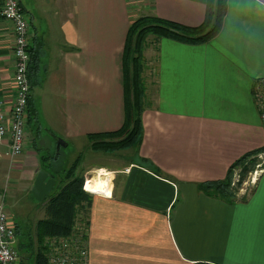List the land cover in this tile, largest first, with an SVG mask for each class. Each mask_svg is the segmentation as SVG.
<instances>
[{
  "label": "crops",
  "instance_id": "0c3cea01",
  "mask_svg": "<svg viewBox=\"0 0 264 264\" xmlns=\"http://www.w3.org/2000/svg\"><path fill=\"white\" fill-rule=\"evenodd\" d=\"M19 1L40 68L22 153L9 157L7 139L0 141V201L10 207L33 203L28 193L42 170L41 157L56 152L59 137L66 142L60 148L74 149L67 167L82 153L78 173H110L91 178L99 183L105 177L106 194L92 197L90 264H264V167L248 195L234 203L196 186L223 179L232 162L264 145L252 98L255 79L264 75V0H227L221 28L207 42L149 41L143 140L113 153L92 151L86 135L123 123V47L131 21L155 15L198 26L208 0ZM12 43V25L0 14V94L7 108L13 100ZM40 117L51 134L43 148L32 136ZM52 167L44 171L56 183L62 169ZM28 253L15 264H34Z\"/></svg>",
  "mask_w": 264,
  "mask_h": 264
},
{
  "label": "trees",
  "instance_id": "16d2710c",
  "mask_svg": "<svg viewBox=\"0 0 264 264\" xmlns=\"http://www.w3.org/2000/svg\"><path fill=\"white\" fill-rule=\"evenodd\" d=\"M227 0H208L203 22L198 26H187L181 23L165 20L155 15H143L134 18L127 30L123 47V93L124 117L122 125L113 131L89 133L86 138L89 148L96 152L113 153L119 150L137 148L144 136L143 111L146 106L145 86L143 72L145 69L144 49L150 35L156 40L169 38L188 44H200L213 38L221 28L225 15ZM30 61L28 64V80L31 88L34 86L33 77L40 68L39 52L28 48ZM34 102L29 98V114L35 112ZM30 115H28V120ZM264 151V145L249 151L232 162L223 179L206 180L196 184L197 189L207 196L234 203L239 196V187L246 176L257 165L256 155ZM60 153V152H59ZM59 156V154L57 155ZM82 153H78L72 164L61 171H57L56 183L53 192L43 203L44 216L35 222L34 228L26 233V241L19 249L30 252L34 264L46 263V239L48 237L67 235L77 225L81 228L89 226L90 206L93 194L84 188L85 176L78 173L82 162ZM142 158V157H141ZM55 153L43 155L42 170L53 171L52 160ZM141 161L149 163L155 172L162 174L161 170L151 161L142 158ZM264 167V165H263ZM50 168V169H49ZM239 170V180L235 187L232 180L235 170ZM56 172V170H54ZM54 176V174H50ZM31 197L34 196L29 191ZM18 227L16 234L18 233ZM195 264H209L196 262Z\"/></svg>",
  "mask_w": 264,
  "mask_h": 264
},
{
  "label": "built area",
  "instance_id": "2783aa9c",
  "mask_svg": "<svg viewBox=\"0 0 264 264\" xmlns=\"http://www.w3.org/2000/svg\"><path fill=\"white\" fill-rule=\"evenodd\" d=\"M0 14L12 25L13 43L11 50L14 60L12 77L13 100L9 108L5 105L4 96L0 94V141L7 139L6 155L15 158L23 151L29 115V96L31 93L27 75L30 61L28 51L29 22L24 15L19 0H0ZM252 98L259 117L264 123V75L255 79L252 87ZM259 167L260 164H257L253 172H249L246 180L243 181L242 186L239 188V194L244 193L246 187L253 182L258 170H261L258 169ZM103 173L108 176L110 174L105 170H103ZM252 173L253 176H251ZM91 178L85 179L84 188L89 193L94 194L96 192L89 189ZM103 193L106 194L104 190ZM3 201L4 199L1 198L0 264H15L20 257L17 250L16 227ZM87 236V228L75 225L67 235L48 237L46 239V263L90 264Z\"/></svg>",
  "mask_w": 264,
  "mask_h": 264
},
{
  "label": "rangeland",
  "instance_id": "374dc122",
  "mask_svg": "<svg viewBox=\"0 0 264 264\" xmlns=\"http://www.w3.org/2000/svg\"><path fill=\"white\" fill-rule=\"evenodd\" d=\"M156 41V38L152 35H150L147 39V44L146 46L149 45V41ZM145 46V47H146ZM144 55V54H143ZM40 93V90L37 88H34V98H37V94ZM35 98V99H36ZM38 100V98H37ZM264 124V123H263ZM32 136H34L37 139V145L41 148H43L46 145H49L48 143L51 141V134L50 132L47 130V126L45 125L44 121L42 120V118L40 117L39 120L37 121V123L35 124L34 127H32ZM30 130V129H29ZM26 136H29V133H26ZM60 154H59V158L58 160L53 159V165L55 167H58L60 169H65L67 167V164H69L70 160H72L73 158V152L74 149L72 147V145H69L68 148H60L59 150ZM55 156H56V152H55ZM256 160L257 164H260L259 168H262L264 165V151L257 154L256 155ZM262 164V165H261ZM88 165V164H87ZM100 170V169H98ZM98 170H96L94 173H96ZM254 170V169H253ZM253 170L251 172H253ZM93 173L92 174H88L86 178H92L95 179L97 178ZM248 176V175H247ZM246 176V178H247ZM251 176H253V173L251 174ZM109 178V176L107 177ZM236 178V180L234 181V179ZM246 178L244 180H246ZM98 179V178H97ZM109 180V179H108ZM239 180V170H235L234 175H233V180H232V186L235 187V185L237 184ZM243 180V181H244ZM96 181V180H94ZM243 181L241 183V186L243 184ZM234 182V184H233ZM254 183V181L252 182ZM251 183V184H252ZM251 184L249 186L246 187V191L242 194H239V196H246L248 195V193L251 191L252 187ZM240 186V187H241ZM239 187V188H240ZM29 197H31L30 192L28 193ZM32 198V197H31ZM33 203H29V202H22L20 204H14L12 207H10V204L8 203L7 200H4V204L6 206V210L7 212L10 214V216L12 217L13 221H15V227L17 229L18 227V233H17V243H25L26 241V233L28 232V230L34 228L35 222L44 216V209L42 208V206H40L41 201H38L35 198L31 199ZM40 207L42 208V212L40 213ZM43 213V216H42ZM16 247V246H15ZM19 255H27L28 257V251L26 250H22L17 248ZM31 260L29 261L27 259L26 264H31Z\"/></svg>",
  "mask_w": 264,
  "mask_h": 264
},
{
  "label": "water",
  "instance_id": "95a60500",
  "mask_svg": "<svg viewBox=\"0 0 264 264\" xmlns=\"http://www.w3.org/2000/svg\"><path fill=\"white\" fill-rule=\"evenodd\" d=\"M56 141V156L59 153L60 146H66V142L59 138L55 137ZM47 172L44 170H40L36 178L33 182V186L31 188V193L34 196L35 199L38 201H44L48 195L51 193V189L53 188L55 184V180L53 178H48ZM98 193V191H95Z\"/></svg>",
  "mask_w": 264,
  "mask_h": 264
},
{
  "label": "bare ground",
  "instance_id": "6f19581e",
  "mask_svg": "<svg viewBox=\"0 0 264 264\" xmlns=\"http://www.w3.org/2000/svg\"><path fill=\"white\" fill-rule=\"evenodd\" d=\"M257 109V108H256ZM257 112H258V110H257ZM259 115V114H258ZM96 174H97V176H101V174H104L101 170L100 171H97L96 172ZM92 176H93V174H92ZM91 176V177H92ZM105 177H106V175H104ZM105 177L103 178V181H100L99 183H93V181L92 180H90V186H89V189H91V190H93V191H98V192H103V190L105 189L104 187H105V183H104V179H105ZM102 178L100 177V180H101ZM254 180H255V177H254ZM253 180V181H254ZM96 194V193H95Z\"/></svg>",
  "mask_w": 264,
  "mask_h": 264
}]
</instances>
